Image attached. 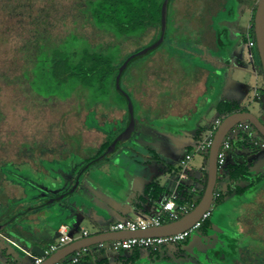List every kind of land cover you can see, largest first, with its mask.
Segmentation results:
<instances>
[{
  "label": "rangeland",
  "instance_id": "rangeland-1",
  "mask_svg": "<svg viewBox=\"0 0 264 264\" xmlns=\"http://www.w3.org/2000/svg\"><path fill=\"white\" fill-rule=\"evenodd\" d=\"M251 1L171 0L164 43L122 76L135 105V132L106 158L87 163L127 127L128 105L114 88L95 101L88 88L55 81L41 65L43 42L75 34L79 45L88 40L120 65L157 40L160 27L116 37L94 25L85 0H0V224L9 222L0 233V264L31 262L8 238L47 248L63 222L77 237L85 227L95 234L154 212L157 200L146 188H164L157 203L168 196L187 153L184 183L203 188L200 166L208 172L209 155L198 145L218 115L217 102L230 99L264 122V75L258 48L247 39L259 0ZM235 161H246L251 177L233 181L219 170L221 197L205 228L161 252L140 249L133 259L131 251L93 246L89 264H264V151L232 146L227 162Z\"/></svg>",
  "mask_w": 264,
  "mask_h": 264
},
{
  "label": "trees",
  "instance_id": "trees-1",
  "mask_svg": "<svg viewBox=\"0 0 264 264\" xmlns=\"http://www.w3.org/2000/svg\"><path fill=\"white\" fill-rule=\"evenodd\" d=\"M163 2L164 0H85L84 9L90 15L96 27L113 33L116 37L137 36L144 33L151 26H159L160 30L157 36L158 39L161 33L160 22ZM256 8L257 5L253 8L252 27L249 29L250 31H253L254 38L252 36L250 37L253 38L255 42L256 35L254 29V15ZM247 39L249 42L248 37ZM77 41L78 36L75 34L71 39H66L65 37L64 40L60 42L46 39L42 44L44 48L41 49L43 56L42 54L40 55V59L42 58L41 65L43 69L46 67L48 74H50V76L60 84L73 81L78 85L88 88L93 93L95 101L107 98L111 93V89L114 88L127 104L125 96L116 88V76L122 63L117 65V62L109 53L103 52L102 49L93 46L88 40L83 41L82 45H79ZM45 45L47 47H45ZM27 46L28 45L25 44V47ZM255 46H257V44ZM261 71L264 75L262 63ZM236 111L250 110L248 108H238L235 105V102L230 99L219 100L216 104V113L218 114L217 117L222 119ZM126 114L128 116V125L129 112L127 111ZM115 137L105 140L98 148L95 156L89 159L87 163H93L99 160V156L103 154ZM246 144L250 146L247 139L244 136H240V138L234 142L233 146H236L237 148V145L245 146ZM118 145L119 143L117 144L115 151L117 150ZM109 155L110 154L106 155L104 158ZM224 169L233 181H238L240 179L248 180L251 177V172L246 161H235L232 163L227 162ZM205 172L206 173L202 178L203 188L200 189V192L197 195H193L187 190L182 191V195L186 198H193L195 196L196 204L200 202L207 185L208 172ZM150 189L151 190L146 188L147 191H150L154 200H158L161 193L164 191V188L155 182L152 184ZM244 189V187H238V191H242ZM220 197L216 199H219ZM8 223L9 222L6 224L8 225ZM205 226L206 223H204L201 228H205ZM5 228L6 227L3 229L0 228V233H2ZM205 231L206 230H204V232ZM139 250V248L133 249L131 251L132 256L130 259H133L135 255L139 253ZM100 252L102 253L105 251ZM223 255L224 253L222 252L220 258H222ZM99 261L100 263L103 262L101 260ZM6 262L9 263L11 260L6 259ZM86 262L87 260L85 259L79 264H87Z\"/></svg>",
  "mask_w": 264,
  "mask_h": 264
},
{
  "label": "built area",
  "instance_id": "built-area-1",
  "mask_svg": "<svg viewBox=\"0 0 264 264\" xmlns=\"http://www.w3.org/2000/svg\"><path fill=\"white\" fill-rule=\"evenodd\" d=\"M251 26H248L250 29ZM249 47L253 48L256 45V42L253 38L250 37L249 33ZM253 57V54H251ZM222 118L216 117L211 123V126L207 130L206 137L198 145V149L206 155H209V151L213 142L214 134L222 122ZM238 136V138H236ZM240 136H244L250 147L257 151H264V137L258 132L255 126L249 121H242L236 124L225 136L218 152V172L220 169L225 168L230 150ZM192 155L187 153L180 161V174L179 179L176 184L175 189L168 195L162 198L156 206L154 212L148 213L146 215H136L131 218L122 219L114 222L111 226V229L108 231H138L146 230L152 227L161 226L163 224L175 221L181 217L188 214L196 207L195 196L193 198H186L182 195V191L187 190L193 195H197L200 192L199 187L190 186L188 187L184 180L190 178L187 173V169L190 167ZM220 197V192L214 189L213 200ZM211 208L207 210L201 218L188 229L169 234L164 236H145V237H126L121 239H110L95 243L90 246L82 247L75 250L73 253L69 254L70 263L69 264H79L85 259L93 258L92 255L95 252L112 250V251H132L135 248L149 250L154 253L161 252L166 245H171L175 243L185 242L193 231L199 230L203 224L211 216ZM58 236L56 239L50 243L47 248H44L46 255L41 256L36 253H33L31 248L27 246H21L19 243L12 239H8L12 244L19 247L25 254L31 258L30 264H41L47 256L55 253L65 245L83 238L86 236L93 235L91 230L88 227H85L82 230L80 236L75 237L70 233V226L67 223H61L58 230ZM99 233V232H97ZM93 246L96 249H93ZM65 258V257H64ZM62 259H60L55 264H62Z\"/></svg>",
  "mask_w": 264,
  "mask_h": 264
},
{
  "label": "water",
  "instance_id": "water-1",
  "mask_svg": "<svg viewBox=\"0 0 264 264\" xmlns=\"http://www.w3.org/2000/svg\"><path fill=\"white\" fill-rule=\"evenodd\" d=\"M171 0H164L162 4L161 11V33L157 40H155L149 46L131 54L128 56L124 62L120 65L118 74L116 76V88L120 91L126 98L128 104V112H129V123L127 127L121 131L110 143L107 149L99 156V159L104 158L106 155L113 153L118 143L123 142L129 139L136 130V116H135V105L131 95L122 87V76L125 72L126 67L129 65L131 61L134 59L143 56L150 51L161 46L165 39L166 33L168 29V12H169V3ZM254 29L256 35V44L259 52V56L262 63L263 73H264V0H259L254 16ZM242 121H249L252 123L258 132L264 137V122L252 111H236L228 116H226L220 125L218 126L213 142L209 151V160H208V180L207 185L204 191V194L200 200V202L196 205V207L190 211L185 216L181 217L178 220L163 224L161 226L152 227L146 230H138V231H102L99 233H95L90 236H86L83 238H79L74 240L73 242L65 245L55 253L47 256L41 264H55L60 259L68 256L73 253L75 250L93 245L95 243L110 240V239H121L126 237H145V236H164L177 232L184 231L194 225L201 216L211 208L213 202V194L214 189L218 180V152L219 148L227 135V133L238 123ZM79 179L77 180L74 188L68 193H72L78 186ZM67 193L59 195L58 198H63ZM55 200L51 199L49 202H53ZM6 224H0V228L3 229ZM33 253H36L41 256H45V250L43 247L38 245H33L31 248Z\"/></svg>",
  "mask_w": 264,
  "mask_h": 264
},
{
  "label": "crops",
  "instance_id": "crops-1",
  "mask_svg": "<svg viewBox=\"0 0 264 264\" xmlns=\"http://www.w3.org/2000/svg\"><path fill=\"white\" fill-rule=\"evenodd\" d=\"M210 126H211V125H210ZM210 126H209V127H210ZM209 127H208V128H209ZM207 130H208V129H207ZM200 167H201V171H203V172L206 171V167L204 166V164H202ZM177 182H178V181H177ZM176 184H177V183H176ZM157 201H158V200H157ZM157 201H156V205L158 204ZM131 217H134V216H131ZM128 218H129V217H128ZM120 220H122V219H120ZM117 221H118V220H117ZM8 239H10V238H8ZM92 257H94V256L92 255ZM89 259L92 260V258H88V259H86V260H87V262H86L87 264H89V261H88Z\"/></svg>",
  "mask_w": 264,
  "mask_h": 264
},
{
  "label": "flooded vegetation",
  "instance_id": "flooded-vegetation-1",
  "mask_svg": "<svg viewBox=\"0 0 264 264\" xmlns=\"http://www.w3.org/2000/svg\"><path fill=\"white\" fill-rule=\"evenodd\" d=\"M251 1V0H250ZM235 2H238V0H235ZM251 3H252V1H251ZM257 5V4H256ZM254 12V11H253ZM255 16V15H254ZM248 26H251L252 27V23H250ZM247 26V27H248ZM251 27H250V29H251ZM263 69V68H262ZM216 187V186H215ZM213 254V253H212Z\"/></svg>",
  "mask_w": 264,
  "mask_h": 264
}]
</instances>
